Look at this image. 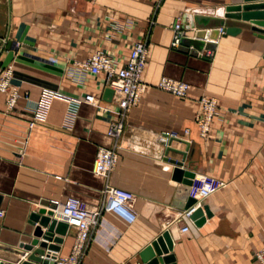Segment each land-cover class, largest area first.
Masks as SVG:
<instances>
[{"label":"crops","instance_id":"1","mask_svg":"<svg viewBox=\"0 0 264 264\" xmlns=\"http://www.w3.org/2000/svg\"><path fill=\"white\" fill-rule=\"evenodd\" d=\"M233 3L242 0H0V68L11 64L10 84L19 93L11 109L0 93V246L28 242V215L50 202L74 196L87 206L100 203L106 179L95 176L92 165L97 149L112 144L106 131L113 97L103 99L109 88L103 73L79 65L97 50L121 65L142 40L147 87L124 118L118 160L107 177L134 200L129 214L104 212L91 226L79 264H146L139 253L165 230L173 242L169 264H258L253 254L264 245V39L249 21L230 19L240 31L217 39L205 34L203 42L213 49L171 44L174 24L190 23L186 14L197 25L183 34L193 38L197 30L219 29ZM163 76L189 84L187 95L159 89ZM42 89L60 97L50 101L43 121L28 128ZM85 94L99 104L80 103L67 127L66 98ZM203 95L217 102L204 138L195 123ZM164 131L177 135L169 141L176 150L184 151L180 140L188 141L192 167L183 168L226 183L201 203L212 213L201 226L179 220L183 209L172 204L179 183L158 140ZM167 157L180 160L181 154L169 151ZM75 235L68 228L57 254L71 251Z\"/></svg>","mask_w":264,"mask_h":264},{"label":"built area","instance_id":"2","mask_svg":"<svg viewBox=\"0 0 264 264\" xmlns=\"http://www.w3.org/2000/svg\"><path fill=\"white\" fill-rule=\"evenodd\" d=\"M154 1L159 4L161 0ZM173 29L175 34L171 44L173 47H178L180 38L184 35L183 30L180 29V24L177 22L174 24ZM146 60V44L142 40H137L133 43L128 56L121 65L110 55L99 50L93 52L85 62L80 63V68L92 74L103 73L105 85L114 92L113 100L109 107L113 118L106 131V136L112 140V144L110 147H99L97 149L92 165L93 174L105 178L106 181L101 190L102 199L97 205L87 206L74 196L68 197L63 203L51 202L55 205L51 209L52 217L65 222L69 228L75 229V241L67 255H59L56 252L53 257H45L48 261L38 264H79L85 255L90 228L97 224L101 215L104 212L129 214L134 194L124 188L111 185L107 181V177L116 166L118 160L116 142L123 132L124 118L130 109L138 104L146 90L147 86L143 80ZM11 76V64L0 68V93L6 95L5 106L7 109H11L14 106L19 96L17 88L10 84ZM157 87L177 97H185L190 89L189 84L165 76L158 80ZM55 97H60V94L48 89L41 90L39 98L32 108V116L27 124L28 128H31L35 122L45 119L50 101ZM66 99L68 101V109L65 115V125L67 127L71 126L75 111L80 103L85 102L95 106L99 104L98 99L92 94H85L81 98ZM198 106L199 111L195 116V123L199 135L204 138L208 136L212 120L217 115V102L214 97L203 95L198 99ZM176 136L174 132L164 131L158 135V140L162 145L167 146L169 141ZM225 185L224 181L208 174H195L191 179L188 191V196L193 198L195 203L179 212L178 219L185 222H193L190 216L198 207H201L203 200ZM2 216L3 210L0 208V218ZM187 230V226L181 228L182 232ZM253 257L258 264H264V245L254 252ZM41 258L44 257L42 256Z\"/></svg>","mask_w":264,"mask_h":264},{"label":"water","instance_id":"3","mask_svg":"<svg viewBox=\"0 0 264 264\" xmlns=\"http://www.w3.org/2000/svg\"><path fill=\"white\" fill-rule=\"evenodd\" d=\"M224 17L228 20H220L219 29L214 30H197L193 38L182 36L180 43L187 44L188 47H192L195 51H201L204 49H213L214 44L203 42L209 35L210 39H217L219 34H237L241 25H235L230 19H242L249 21V28L257 33L259 38L264 39V0H242V3L228 4L225 7ZM189 18L190 23L187 26L180 24V29H192L196 24V19H192L189 15L183 17V19ZM195 20V21H194ZM207 32V33H206ZM113 90L106 88L104 91L103 99L110 102L113 97ZM186 145L184 151L176 150L169 144L165 147V159L169 163L173 164L172 179L177 181L179 185L175 190L173 199V206L179 209H187L195 200L188 196L189 185L191 179L195 173L193 169L183 168L184 164L192 167V163L188 160L187 151L189 149V143L186 140H180ZM169 151L181 154V159L176 160L167 157ZM53 203L41 206L36 211L31 212L28 215L29 223L33 225L31 238L26 243H20L16 249L0 246V264H7V262L20 264H38L40 262L48 261L45 257H53L58 251L59 243H62L63 236L66 235L68 225L56 220L52 217L51 209L54 208ZM212 217V213L206 206L198 207L190 216L191 220L196 226H201L205 223L206 218ZM172 238L169 230L163 231L159 236L150 242L149 245L144 247L139 253L141 260L146 264H169L174 261L173 255L169 252L172 249ZM14 253V254H12ZM25 253H28L23 260H20ZM163 255V256H162ZM44 258H41V257Z\"/></svg>","mask_w":264,"mask_h":264}]
</instances>
